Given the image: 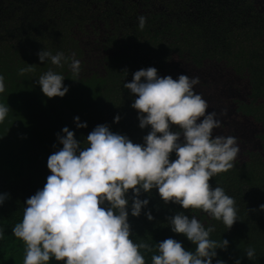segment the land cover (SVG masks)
Segmentation results:
<instances>
[{
	"label": "trees",
	"instance_id": "1",
	"mask_svg": "<svg viewBox=\"0 0 264 264\" xmlns=\"http://www.w3.org/2000/svg\"><path fill=\"white\" fill-rule=\"evenodd\" d=\"M153 2L47 0L41 14L23 20L17 12L11 20L0 21V75L5 84L0 103L9 107L0 122V194H8L0 207V264H22L24 245L12 228L22 220L26 199L46 183L47 160L62 147L57 134L65 126L81 144L97 125L143 142L149 130L139 128L133 97L123 84L148 67H155L161 77L198 76L201 83L195 91L208 101L209 111L226 112L214 134L236 137L240 152L234 167L210 184L234 198L238 221L228 231L200 210L184 211L205 227L215 226L211 239L229 241L227 251L217 250L226 264L236 259L264 264V211L259 210L264 204V0L161 1L177 10L170 17L150 11ZM140 15L146 17L142 31ZM44 49L78 59L79 75H73L67 62L61 67L48 60L41 63L37 54ZM29 66L31 70L21 73ZM48 70L64 76L69 91L63 98L46 97L37 83ZM117 115L119 123L114 122ZM75 117L88 127L78 129ZM149 209L155 217L151 222L144 215L129 217L134 232L130 238L151 248L140 250L145 264H152L151 257L158 254L157 243L170 237L194 251L166 221L183 210L180 206L165 207L153 193ZM248 247L256 252L252 260L245 255Z\"/></svg>",
	"mask_w": 264,
	"mask_h": 264
},
{
	"label": "clouds",
	"instance_id": "2",
	"mask_svg": "<svg viewBox=\"0 0 264 264\" xmlns=\"http://www.w3.org/2000/svg\"><path fill=\"white\" fill-rule=\"evenodd\" d=\"M137 19L142 31L146 17ZM37 55L41 63L48 60L58 67L67 62L73 75H79L81 65L75 57H65L63 52L53 55L46 49ZM64 80L48 70L37 83L46 97L63 98L69 91ZM200 83L198 76L161 77L155 67L133 73L132 81L123 87L133 97L131 108L138 114L139 128L149 130L142 143L113 132L108 125H97L83 144L67 126L62 135L57 134L62 147L48 157L50 175L43 188L26 199L22 220L12 228L24 245L22 264L52 260L58 264H145L140 250L151 248L130 238L134 232L129 217L144 215L153 221L149 209L153 193H158L165 207L174 204L183 209L166 221L171 232L195 248L188 250L181 241L164 239L157 243L152 264H226L217 250L227 251L229 241L211 239L215 226L205 227L184 211L200 210L228 231L238 221L234 198L210 181L234 167L240 147L236 137L214 134L226 112L209 111L208 101L195 91ZM4 90L0 75V93ZM8 112L9 107L0 103V122ZM120 119L117 115L114 122ZM74 121L78 129L88 127L79 117ZM145 194L148 198H142ZM7 198L8 194H0V207ZM259 210L264 211V204ZM245 255L252 260L255 249L248 247ZM235 264H241L240 260Z\"/></svg>",
	"mask_w": 264,
	"mask_h": 264
},
{
	"label": "flooded vegetation",
	"instance_id": "3",
	"mask_svg": "<svg viewBox=\"0 0 264 264\" xmlns=\"http://www.w3.org/2000/svg\"><path fill=\"white\" fill-rule=\"evenodd\" d=\"M47 0H0V21H7L15 16L18 12L21 14L20 19L24 20V17L28 15L36 16L41 14L46 7ZM161 1L166 2V4H170L171 0H156V2L151 3L150 11L157 12H166L167 16H173L177 13L175 9L166 8ZM145 5H148L145 3ZM193 5H190L192 7ZM172 19V18H171ZM170 19V20H171Z\"/></svg>",
	"mask_w": 264,
	"mask_h": 264
}]
</instances>
